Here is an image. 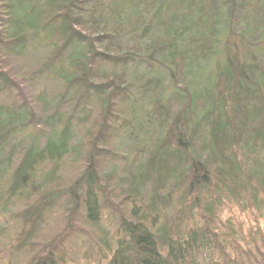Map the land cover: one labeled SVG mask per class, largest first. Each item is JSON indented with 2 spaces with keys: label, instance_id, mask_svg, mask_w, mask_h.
I'll use <instances>...</instances> for the list:
<instances>
[{
  "label": "trees",
  "instance_id": "trees-1",
  "mask_svg": "<svg viewBox=\"0 0 264 264\" xmlns=\"http://www.w3.org/2000/svg\"><path fill=\"white\" fill-rule=\"evenodd\" d=\"M263 36L264 0H0V264H264Z\"/></svg>",
  "mask_w": 264,
  "mask_h": 264
},
{
  "label": "rangeland",
  "instance_id": "rangeland-1",
  "mask_svg": "<svg viewBox=\"0 0 264 264\" xmlns=\"http://www.w3.org/2000/svg\"><path fill=\"white\" fill-rule=\"evenodd\" d=\"M262 33H263V29L261 28V29H258V30H256V32H255V34H256V36H261L262 35ZM260 45H261V47H263L264 48V36H263V38H262V41H261V43H260Z\"/></svg>",
  "mask_w": 264,
  "mask_h": 264
}]
</instances>
